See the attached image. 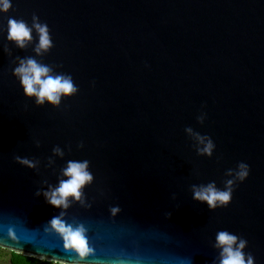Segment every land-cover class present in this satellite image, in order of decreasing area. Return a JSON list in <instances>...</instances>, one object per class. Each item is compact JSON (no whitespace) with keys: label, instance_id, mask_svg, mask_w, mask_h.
Here are the masks:
<instances>
[{"label":"water","instance_id":"95a60500","mask_svg":"<svg viewBox=\"0 0 264 264\" xmlns=\"http://www.w3.org/2000/svg\"><path fill=\"white\" fill-rule=\"evenodd\" d=\"M10 3L0 12V249L76 264L51 228L63 213L86 229L92 252L80 264H219V231L264 264V0ZM33 16L54 45L42 56L35 30L25 49L7 40L9 18L31 27ZM17 57L70 75L77 94L37 106L13 74ZM188 127L212 139L211 157L198 155ZM69 160L89 161L94 179L83 203L56 208L43 193L67 179ZM240 162L249 176L226 207L193 199L192 185L223 190Z\"/></svg>","mask_w":264,"mask_h":264},{"label":"clouds","instance_id":"9594fccd","mask_svg":"<svg viewBox=\"0 0 264 264\" xmlns=\"http://www.w3.org/2000/svg\"><path fill=\"white\" fill-rule=\"evenodd\" d=\"M0 5H2L0 6V12L4 13H7L12 7L10 0H0ZM33 30L38 35V43L34 51L37 56H42L49 52L54 45L48 26L40 23L36 16L32 18L31 27L24 20L9 18L7 40L13 42L16 47L25 49L33 41ZM4 51L10 54V49L7 45L4 46ZM16 59L19 63L15 67L13 74L19 79L24 95L29 98L34 97L37 106H43L47 101L48 104L58 107L62 98L77 94L78 87L74 84L70 75L56 74L52 66L40 63L32 57L23 59L17 57ZM198 121L202 124L204 116L198 117ZM185 131L196 140L198 155L208 157L213 155L215 144L210 137L194 132L191 127L186 128ZM37 146H39L38 142ZM80 147H83V145L81 144ZM53 153L60 157L64 155L63 150L59 146L53 149ZM15 159L19 164L28 168L37 167V162L28 158L17 156ZM249 172L250 168L244 162H240L236 169H229L226 175L232 178L225 181L223 190L217 188L215 182H210L207 185H192L193 199L199 202H206L210 210L226 207L232 200V194L237 182L246 180ZM62 175L67 177V179H61L58 187L50 188L49 191L43 193L47 203L56 208L64 209L70 206V197L77 202L83 203L81 189L85 185H90L94 179L89 171V161L69 160L66 168L62 170ZM39 194L37 192V195ZM118 211V207L111 209L113 214ZM167 215L171 216V214ZM62 216L63 213H61ZM61 217L52 218L50 221L51 228L62 235L65 241V248L74 249L78 253L79 260L76 264H80V261L84 260L92 252L86 239V229L83 225L74 229L71 225H66ZM213 247L219 250V264H254V257L250 253L246 255L244 252L247 247V241L228 231H219L216 234ZM119 264H123V262L121 261ZM213 264H216V262L213 261Z\"/></svg>","mask_w":264,"mask_h":264},{"label":"trees","instance_id":"16d2710c","mask_svg":"<svg viewBox=\"0 0 264 264\" xmlns=\"http://www.w3.org/2000/svg\"><path fill=\"white\" fill-rule=\"evenodd\" d=\"M1 251L2 250L0 249V256L2 255ZM8 254H9L8 264H54V263H49L45 261H39L34 258L25 257L22 255L11 253V252H9Z\"/></svg>","mask_w":264,"mask_h":264},{"label":"rangeland","instance_id":"374dc122","mask_svg":"<svg viewBox=\"0 0 264 264\" xmlns=\"http://www.w3.org/2000/svg\"><path fill=\"white\" fill-rule=\"evenodd\" d=\"M2 255L0 256V264H8V261H9V252L6 251V250H2L1 251Z\"/></svg>","mask_w":264,"mask_h":264},{"label":"snow or ice","instance_id":"6c2138e0","mask_svg":"<svg viewBox=\"0 0 264 264\" xmlns=\"http://www.w3.org/2000/svg\"><path fill=\"white\" fill-rule=\"evenodd\" d=\"M9 247V246H8ZM17 251H22V249H17Z\"/></svg>","mask_w":264,"mask_h":264}]
</instances>
